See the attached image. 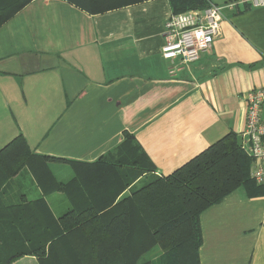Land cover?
I'll list each match as a JSON object with an SVG mask.
<instances>
[{
	"label": "crops",
	"instance_id": "0c3cea01",
	"mask_svg": "<svg viewBox=\"0 0 264 264\" xmlns=\"http://www.w3.org/2000/svg\"><path fill=\"white\" fill-rule=\"evenodd\" d=\"M92 1L104 7L127 0ZM235 1L208 0L217 6ZM171 15L168 0L101 14L66 0L26 5L0 28V150L22 136L35 155L92 164L129 139L154 175L167 177L228 133L239 142L243 97L264 87V7L225 9L220 36L190 65L161 57L163 26ZM48 165L58 182L73 178L67 163ZM7 188L21 206L15 240L23 232L40 237L44 212L36 199L43 197L60 217L74 208L99 209L117 191L84 184L44 196L27 169ZM139 188L131 185L117 202ZM23 221L28 226L21 230ZM199 225V264H264V195L234 191L204 210ZM94 247L78 243L75 252L88 262L83 264H93L91 256L104 258L94 264H113L112 245ZM12 264L38 261L25 256Z\"/></svg>",
	"mask_w": 264,
	"mask_h": 264
},
{
	"label": "trees",
	"instance_id": "16d2710c",
	"mask_svg": "<svg viewBox=\"0 0 264 264\" xmlns=\"http://www.w3.org/2000/svg\"><path fill=\"white\" fill-rule=\"evenodd\" d=\"M32 1L0 0V28ZM66 1L87 13L101 14L113 7L143 0H127L104 7H93L95 1L92 0ZM168 2L173 15L209 6L208 0ZM51 162L67 163L73 178L66 184L58 182L48 165ZM82 167L98 169L97 179L106 180L105 183L109 182L106 185L117 189L113 198L99 209L74 208L60 217L52 214L43 197L36 199L35 203L44 212L38 224L40 237L30 239L23 232V237L15 240L14 230L19 233L20 227H15L14 219L21 206L20 202L14 203V196L8 191L12 180L27 169L42 194L47 196L66 192L68 186L84 185ZM250 167L251 159L240 150L237 136L228 133L171 175L153 176L150 182L132 191L130 197L117 202L128 187L155 172L132 140L125 139L113 152L92 164H80L35 155L24 138L18 136L0 150V264H12L25 256L35 257L38 264H83L86 257L75 252L80 241L87 242L90 248L106 243L112 245L115 257L121 256L113 264H199V215L239 189L248 198L264 195V184L257 185L251 180ZM18 201L26 199L20 196ZM25 223L23 221L21 230L28 226ZM134 233L142 237V244L130 241ZM126 249H129L128 258L124 257ZM155 249L159 250L156 259L141 261ZM103 259L89 257L93 264Z\"/></svg>",
	"mask_w": 264,
	"mask_h": 264
},
{
	"label": "built area",
	"instance_id": "2783aa9c",
	"mask_svg": "<svg viewBox=\"0 0 264 264\" xmlns=\"http://www.w3.org/2000/svg\"><path fill=\"white\" fill-rule=\"evenodd\" d=\"M246 4L252 9L264 7V0H236L224 6L209 4L203 10L171 15L164 24L161 57L170 63L193 64L208 51L220 36L223 11ZM244 130L239 137L240 150L251 159L249 176L257 185L264 184V87L243 97Z\"/></svg>",
	"mask_w": 264,
	"mask_h": 264
},
{
	"label": "rangeland",
	"instance_id": "374dc122",
	"mask_svg": "<svg viewBox=\"0 0 264 264\" xmlns=\"http://www.w3.org/2000/svg\"><path fill=\"white\" fill-rule=\"evenodd\" d=\"M80 171L83 175V183L86 182L85 184H89V185H97V184H100V185H106V183H109V182H106L105 181H101V180H98L97 177H96V171H99L98 169L96 168H92V167H82L80 168ZM155 176L153 173L152 174H146L144 175V177L139 180L137 183H135L134 185L137 184L138 187H143L146 183L150 182V180L152 179V177ZM107 186H112V185H107ZM137 233H134V234H131L130 235V241L133 242L132 240H134V244L135 245H139L140 243L142 244V237L138 238ZM129 249H126L125 250V255L124 257H127L126 256V252H128ZM159 255V250L158 249H155V252L151 253L150 255H147L146 257L143 258V260L141 261H145V260H154L156 259V256ZM121 256H118V257H115V255L113 256V261L115 260H118V258H120ZM128 258V257H127ZM140 261V262H141Z\"/></svg>",
	"mask_w": 264,
	"mask_h": 264
}]
</instances>
